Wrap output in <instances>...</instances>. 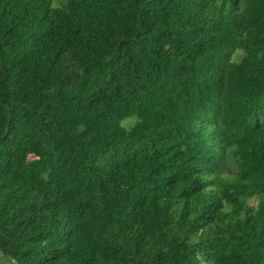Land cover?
<instances>
[{
    "label": "trees",
    "instance_id": "obj_1",
    "mask_svg": "<svg viewBox=\"0 0 264 264\" xmlns=\"http://www.w3.org/2000/svg\"><path fill=\"white\" fill-rule=\"evenodd\" d=\"M53 2L0 0V259L264 264V0Z\"/></svg>",
    "mask_w": 264,
    "mask_h": 264
},
{
    "label": "rangeland",
    "instance_id": "obj_2",
    "mask_svg": "<svg viewBox=\"0 0 264 264\" xmlns=\"http://www.w3.org/2000/svg\"><path fill=\"white\" fill-rule=\"evenodd\" d=\"M53 5L54 6H59L60 5L59 0H54ZM242 55H243L242 53H238V54H236L234 56V59L238 61L241 58ZM134 123H135V119H128V120H126L124 122L123 125L126 128H130V127H132L134 125ZM250 203L251 204H256V200L253 199V200L250 201ZM0 264H8V263H7V260H5V259L2 258V259H0Z\"/></svg>",
    "mask_w": 264,
    "mask_h": 264
}]
</instances>
